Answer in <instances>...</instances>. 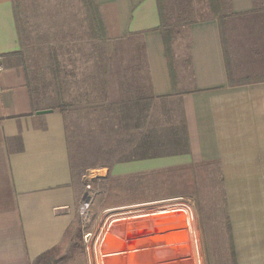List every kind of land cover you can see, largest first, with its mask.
Instances as JSON below:
<instances>
[{"label": "crops", "instance_id": "0c3cea01", "mask_svg": "<svg viewBox=\"0 0 264 264\" xmlns=\"http://www.w3.org/2000/svg\"><path fill=\"white\" fill-rule=\"evenodd\" d=\"M15 1L0 0V264H33L66 240L76 215L81 224L77 212L83 191L74 179L62 115L51 110L38 115L44 109L35 107L22 72L11 66L19 48ZM94 1L108 39L140 41L149 94L179 104L186 148L175 157L130 159L91 173L101 178L106 171L126 180L171 167L215 164L229 258L232 264H264V80H231L221 28L211 18L187 27L189 77L177 82L159 31L158 0ZM227 5L229 16L264 11V0H227ZM139 203L106 206L101 213ZM148 212L153 211L112 215L106 224L141 217L125 219L106 235V224L99 229L91 213L88 231L102 264H182L158 260L162 235L189 236L172 230L186 224L193 234L194 223L183 212L185 222L168 217L165 209ZM177 246L183 247L172 239L170 247L175 251ZM184 246L185 263L194 264L189 239Z\"/></svg>", "mask_w": 264, "mask_h": 264}, {"label": "rangeland", "instance_id": "374dc122", "mask_svg": "<svg viewBox=\"0 0 264 264\" xmlns=\"http://www.w3.org/2000/svg\"><path fill=\"white\" fill-rule=\"evenodd\" d=\"M158 2L171 19L173 41L167 58L176 68L177 82L185 83L189 77L186 25L211 18L221 28L231 80H264V11L229 16L227 0ZM14 10L19 48L11 66L22 72L36 108L62 115L74 179L82 198L90 201L93 224L97 222L100 229L112 215L168 212L183 205L192 212L194 233L186 224L172 231L182 229L188 237L163 233L158 260L186 264L184 242L189 239L194 264H232L215 164L171 167L126 180L112 178L106 171L99 173L101 178L91 173L130 159L175 157L186 148L179 104L153 100L149 94L138 38L108 39L94 0H16ZM131 202L147 206L132 204L101 213L106 206ZM153 212L147 215H156ZM180 212L167 216L184 221ZM137 217L141 215L110 220L104 235L125 219L132 222ZM80 226L76 215L66 240L33 264H88L86 230L82 233ZM172 239L183 247L174 251Z\"/></svg>", "mask_w": 264, "mask_h": 264}, {"label": "built area", "instance_id": "2783aa9c", "mask_svg": "<svg viewBox=\"0 0 264 264\" xmlns=\"http://www.w3.org/2000/svg\"><path fill=\"white\" fill-rule=\"evenodd\" d=\"M2 71V66L0 65V72ZM89 187H87L88 189ZM175 207H178V208H181V209H169L170 212H174V211H181L184 213V207L186 206H183V205H177ZM78 216H79V219H80V222H81V227L83 230H86V233H84L83 235V241H84V244L86 245V254L88 256V264H90V247L92 249V260H93V264H102V261H101V258L99 257V255H97L96 253V246H97V243H92V240L93 239V236L92 234L88 231V227H89V224L91 222V211H90V201L89 199H86V197L82 198L80 204H79V207H78ZM96 242V241H95ZM98 261V262H97Z\"/></svg>", "mask_w": 264, "mask_h": 264}, {"label": "trees", "instance_id": "16d2710c", "mask_svg": "<svg viewBox=\"0 0 264 264\" xmlns=\"http://www.w3.org/2000/svg\"><path fill=\"white\" fill-rule=\"evenodd\" d=\"M158 7H159V18H160L159 31L161 33V36H162V39H163V42L165 45V49L167 51L168 46L173 41L171 19H170L169 15H166L165 9L163 7H161L159 3H158ZM190 24H192V23L187 24L186 27H188ZM141 51H142V48H141ZM45 254L39 256L36 260H38L40 257L44 256Z\"/></svg>", "mask_w": 264, "mask_h": 264}, {"label": "bare ground", "instance_id": "6f19581e", "mask_svg": "<svg viewBox=\"0 0 264 264\" xmlns=\"http://www.w3.org/2000/svg\"><path fill=\"white\" fill-rule=\"evenodd\" d=\"M184 213L187 215L189 221L193 222V215L188 207H184ZM121 218V217H120ZM156 240V239H155ZM142 242V241H141Z\"/></svg>", "mask_w": 264, "mask_h": 264}, {"label": "water", "instance_id": "95a60500", "mask_svg": "<svg viewBox=\"0 0 264 264\" xmlns=\"http://www.w3.org/2000/svg\"><path fill=\"white\" fill-rule=\"evenodd\" d=\"M51 111L50 110H44V111H39L37 112L38 115H43V114H47V113H50Z\"/></svg>", "mask_w": 264, "mask_h": 264}]
</instances>
